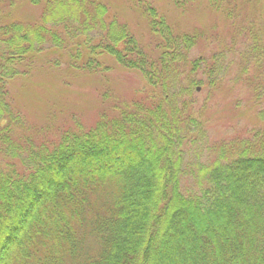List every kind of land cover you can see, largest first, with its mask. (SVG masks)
Instances as JSON below:
<instances>
[{"label": "trees", "instance_id": "1", "mask_svg": "<svg viewBox=\"0 0 264 264\" xmlns=\"http://www.w3.org/2000/svg\"><path fill=\"white\" fill-rule=\"evenodd\" d=\"M28 1L38 19L0 25V264H264V45L246 37L263 22L241 34L261 68L248 80L261 126L212 144L214 157L191 170L188 140L207 136L204 108L224 80L218 56L191 61L196 35L178 34L151 0L132 1L153 48L108 19L106 0ZM186 1L197 0L175 3ZM58 53L89 75L112 57L146 86L129 102L104 92L108 111L93 127L35 142L6 85L40 58L59 66Z\"/></svg>", "mask_w": 264, "mask_h": 264}, {"label": "rangeland", "instance_id": "2", "mask_svg": "<svg viewBox=\"0 0 264 264\" xmlns=\"http://www.w3.org/2000/svg\"><path fill=\"white\" fill-rule=\"evenodd\" d=\"M12 1L15 5L10 7ZM151 2L178 34L196 35L197 42L189 59L203 62L204 58L208 60L217 55L213 59H218L220 78H224L221 86L212 91L209 105L204 108L203 118L206 119L207 114L210 122L206 125L207 136L195 142L188 140L190 153L185 163L192 170L214 157L212 144L247 136L261 126L257 117L260 107L255 104L254 90L248 85L249 78L260 77L258 70L261 68L253 61L257 51L241 34L248 29L251 31L247 26L251 20L260 19L264 24V0H231V3L226 0V4L221 1L216 6L209 0H197L186 1L182 7L176 6L175 0ZM106 4L110 12L108 19L117 17L129 26L143 46L154 47L155 39L151 37L146 18L132 0H106ZM40 15L41 9L28 0H0V25L31 22ZM252 30L253 37L248 34L247 39L251 41L257 37L260 47L263 46L262 27L258 25ZM225 46L230 52L223 50ZM50 57L59 60V66L52 67L40 58L29 76H19L6 85L11 107L20 113L26 126L24 132L35 142L46 138L56 141L60 130L72 128L75 123L87 129L93 127L101 114L108 111L105 107L110 103L103 102L104 92L109 91L121 101L129 102L146 86L139 72L124 69L112 57L104 58L109 71L96 75L70 71L69 58L61 53ZM257 81L264 82V78ZM201 87L198 89L199 106L203 105L207 91ZM188 179L182 184L193 189L194 183Z\"/></svg>", "mask_w": 264, "mask_h": 264}]
</instances>
